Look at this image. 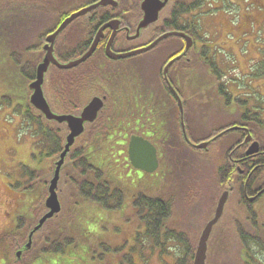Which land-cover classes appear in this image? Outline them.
<instances>
[{
  "label": "rangeland",
  "instance_id": "obj_1",
  "mask_svg": "<svg viewBox=\"0 0 264 264\" xmlns=\"http://www.w3.org/2000/svg\"><path fill=\"white\" fill-rule=\"evenodd\" d=\"M1 1L0 233L14 227L12 217L15 214L18 215L20 213L18 211L24 210L25 206L30 203L29 200L36 198L37 192L40 191L38 187L44 186L41 194L48 192V185L55 170V160H53L55 156L50 158L45 145L41 146L43 136L38 134L37 124L27 120L24 114L27 106H21V102L19 103L22 101V104H25V100L29 101V94L23 96V93L26 92L25 87H21L23 90L18 87L22 85L28 87L29 77L34 67L35 53L23 52L25 46L29 44V40L27 34H19L18 28L23 22L16 24L15 17L11 16L22 15L24 19H27L33 13L34 8L30 0H4L2 3ZM192 1L195 0L187 2ZM54 6L56 7V5ZM194 13L196 16L193 21L199 26L198 33L195 34L198 41L195 46L198 48L191 49V54L195 55L192 61L193 66L186 68L187 70L181 76L183 84L181 88L185 97L195 94L193 101L188 99L187 107L190 111H196V126H204L205 118L206 123L218 121L213 124V127L222 125L220 121L228 120L226 115L230 108L229 105H226V99L218 92L220 84L226 85L228 91L239 94L238 96L246 101L245 107L249 109V116H253V112H257L259 114L257 117L264 118V0H206L202 7ZM205 43L209 49L201 48ZM212 45L216 46L211 48ZM8 46H10L9 52ZM173 46L174 43L169 42L159 52L164 54ZM201 50L203 54L207 51L206 54L213 61L215 68L203 61L204 55ZM167 57L166 53L154 64L152 60L156 61L155 57L144 56L135 59V64L140 66L141 74L146 75L145 79L150 80L153 76L152 73L157 69L162 70ZM154 68L156 70L153 72ZM108 70L111 73L113 67H109ZM215 70L217 71L214 72ZM19 74L20 79L18 78ZM116 75L115 81L109 83L115 85L113 89L115 92H111L109 97L116 105L125 106L126 102L129 104L138 93L134 83H130L129 80L131 77L134 80L135 76L124 70L117 71ZM9 79H11V83L7 81ZM19 80L21 85L18 84ZM99 82H102L101 88L105 91L107 89L106 82L102 80ZM86 83L92 85L89 80L82 79V85ZM8 91H10V98L7 95ZM5 99L8 100L5 101ZM14 104H17L15 109H13ZM116 105H113L115 108L112 107V113L109 115L113 119L112 122L120 121V126H124L127 133L128 130H136V120L125 116L118 118L115 115L120 110ZM105 119L104 117L103 120ZM163 119L168 120L166 128L175 127L171 121L172 118L163 117ZM188 122L189 127L192 128L189 119ZM99 127H103L102 131H104L105 123L100 124ZM204 128L200 130H204ZM213 130L217 131V129ZM235 134L236 132H231L223 136L204 154L191 152L186 148L179 149L177 147L174 150V147L171 146V150L162 152L161 168L155 174L137 172V170L127 167L125 162L121 164L122 158L118 157L120 149L105 151L107 153L104 157L109 159L112 166L118 167L117 175L124 179L126 184L124 203L112 210L99 208L101 212L92 213L94 205L90 202L81 203L79 206L77 203L75 204L73 201L80 198L81 195L78 193V189L74 190L70 185V180L66 181L65 185L64 173L62 174L61 170L57 189L62 204L63 211L61 212L65 214V208L68 207L72 216L66 219H72L76 213L74 207L80 211L81 205L85 204L82 207L83 213L75 221H78L80 225H87L91 230L94 229L89 234L91 239L89 244L95 248L97 256L101 255L98 252L102 251L100 243L108 245L110 251L105 255L103 261L97 257L83 256L74 258L71 263H68L69 256L62 257L52 254L44 259H33L31 264H126L128 258L124 259V255L130 258L133 256L132 260L136 264H159L160 248L154 252L151 249L150 240L143 238V240L135 241L132 238L137 222L142 223V221L137 214H133L135 205L131 197L140 190L145 193L147 191L154 193L159 192L160 188L161 192L159 193L172 201L173 208L167 221L168 225L178 230L182 228L185 231L186 239L193 241H197L208 219L215 212L220 196L225 191H229L227 203L219 220L220 226H216L212 231L206 264H264V243L262 246L258 245L255 239L257 237L264 241V209H262L264 197L259 205L250 204L251 208L255 210H252L255 220H251V213L248 212L249 209L241 200L242 182L233 183L235 185L233 187L227 186V173L225 172L220 177L217 175L219 169L225 170L222 164L225 163L224 158H227L229 152L225 142ZM256 136L264 143V131L260 130ZM103 153V150H98V154L102 155ZM25 166L36 171L34 173L39 172L40 176L36 178L31 175L29 183V180L23 175ZM37 168H39L38 171ZM129 169L133 175L129 174ZM76 172L75 170L74 173ZM157 178L160 179L159 189H156V185L152 183ZM18 181L19 184L26 181L24 187L18 188ZM147 185H151L152 188H146ZM27 186L29 188L25 190ZM93 214L99 218L102 215L103 222L97 223V220L95 223L92 222ZM139 226L141 227V224ZM172 242L175 244H171V253L174 252L177 257L183 253L184 243H179L177 240ZM138 245H141V249ZM114 246L117 247L116 249L122 248L119 251H113ZM0 249L3 251L0 254V264H11V259L8 257V244L0 241ZM143 256L147 260L142 261ZM61 258L64 259L61 260Z\"/></svg>",
  "mask_w": 264,
  "mask_h": 264
},
{
  "label": "flooded vegetation",
  "instance_id": "obj_2",
  "mask_svg": "<svg viewBox=\"0 0 264 264\" xmlns=\"http://www.w3.org/2000/svg\"><path fill=\"white\" fill-rule=\"evenodd\" d=\"M3 1L4 0H2L1 3ZM100 1L101 0H30L34 9L33 13L29 15L27 19H24L22 15L11 16L15 17L14 21L17 22L16 24L23 22L21 23V27L18 28L20 31L19 34H27L26 36L29 40V44L25 46V51L23 52L29 51V53H35L33 59L34 67L32 74L29 77V83L36 80L38 65L43 61L47 53V45H53L55 57L59 62L65 64L79 59L86 54L94 44L97 36L100 35L99 42L94 52L87 58V60L74 68L61 69L65 74L62 75L61 85H72L71 77H75L81 81L82 79H89L92 84L90 99H88L79 111L66 112L65 114H79L83 107L90 102V100L95 97H100L105 103L104 108L100 111V116L104 114L109 116L112 113V107L115 108L113 105H116V103L111 101L109 97L111 92H115L113 91L115 85L109 83L115 81L116 78L114 77H117V71L124 70L125 72H130L132 76H135L134 80L132 77L129 79L130 83H134L138 93L134 99H131L133 101L129 104H127V102L125 106L117 104L116 106H118L120 110L115 113L118 118L120 116H125L130 117L133 120L138 119V122H142V126L137 122L136 130H128L129 132L127 135L130 134V136L129 138L126 136V142H122V144L126 147L125 162L129 165L128 167L137 170V172L143 171L136 168L129 158V144L132 136L136 135L148 139L155 145L159 159L158 169L160 170L162 164L161 155L163 156L160 150V148H162L161 144L166 143L168 140L167 138H161L160 136L157 140L150 130L152 128L159 127L160 124L167 125L168 120L163 119V117L172 118L171 121L175 124V127H167L166 129L170 130L172 128L173 138L175 139L177 137L176 139L178 140V145H180L183 141V147L191 152L204 154L208 152L216 142L223 138V136L231 132H236L231 139L225 142L228 146L229 152L227 154V158H224L225 163L222 162L224 163L222 165L225 167L224 171L227 173L226 180L228 182L230 181L229 175H231V172L234 173V170L236 171L233 176L234 180L231 184H238L240 181L242 182L241 200L247 206L249 209L248 212L250 213V211L254 210L251 208L250 204L257 206L262 203V199L264 197V172L262 173V171H264L263 142L257 138L255 133H253V131H255V125L258 128L264 129V118H262L263 120L259 119L257 117L259 115L257 112H253V116L248 115L249 118H247L248 116H245V107H241V103H239L242 99L238 96L239 94L232 93L231 104L229 105L230 110L226 115L228 120L220 121L222 125H216L213 127V124L218 121H210L206 123L205 118L206 127L205 124L204 126L201 125L202 127L196 126V111H190L187 107L188 99L193 101L195 94L191 97H185L186 95L184 96V93H182L181 86L183 87V84L181 82L179 63L182 60H185L189 64V68L193 66L192 61L194 60L193 56L195 57V55H192L193 53L191 54V51L197 46V36L194 33H191V31H179L175 28V25L173 28H168L166 24L172 21L174 23V18L171 12L172 7L176 3H179L180 1L182 2V0H169L167 5L160 11L159 19L141 29L139 34L138 27L144 17V11L142 10L143 0H114V2H111L106 6H98L85 14H81L73 18L59 32L53 44L48 42V37L54 34L71 15L93 6ZM54 5H56V7ZM38 11L46 13H39ZM193 14L195 13L191 12L186 15V18L189 19L188 22L194 20ZM8 17L10 18V15ZM109 23L112 24L107 26ZM176 31L184 32L188 36L192 37L194 41L191 48L192 50L190 49L189 51H186L187 42L184 37L170 35L169 37L161 40L158 45L151 50L141 54L118 59L111 58L108 54L107 47L112 38L113 41L111 43V50L116 54H125L147 47L160 36ZM169 42L174 43V46L169 48L164 54L160 53L159 51L163 50L165 45ZM9 48L10 46L7 47L8 52ZM166 53L168 54V57L166 58V64L162 70L157 69V71H155L156 69L154 68L153 72H155L152 73V79H145L146 75L141 74L140 66L135 64V59L150 55L151 57H155L154 59H157L156 61L152 60L155 64ZM179 55H183L182 59L175 61L170 66L168 80L182 98L184 106L183 120L177 96L169 88L167 78L164 75V69L167 64ZM111 66L113 67V70L110 73L108 69ZM56 69L60 68L51 63L45 77L44 89L48 102L50 103L52 109L57 112L52 105L48 88L50 85H55V83L58 82L51 77L52 73L56 71ZM100 80L105 81V84H107V89L105 91L101 88L102 82L100 83ZM222 97L226 98L224 95H222ZM16 107L17 104H14L13 109ZM188 119L192 128L189 127ZM183 121L185 123L186 133L184 132L182 124ZM202 128H204V130H200ZM218 128L220 130H217L218 132L213 130ZM248 132L252 135V139L249 143H245ZM163 134L165 133L163 132ZM217 135L220 136L208 145V150L197 147L202 143L212 140ZM254 141L260 142V151L255 154H248L247 151ZM229 167H232L233 171H231ZM158 169L153 173H157V171H159ZM143 172L151 174L146 171ZM129 174L133 175L131 172ZM159 182L160 179L158 178L152 181V183L156 185V189L160 188ZM150 187L152 188L151 185H147L146 188ZM159 192H161V188ZM159 192L157 191L153 193L147 191L146 194L152 193L151 195H158L162 196L161 198L163 199H167V197ZM262 209H264V202L262 203ZM214 216L215 212L208 219L207 223L212 220ZM219 223L220 221L216 224V226H220ZM143 228L145 230L146 226L143 225ZM203 230L199 234L197 241L194 240L196 242L194 258ZM211 239L212 235L208 245L210 244ZM207 257H209V250Z\"/></svg>",
  "mask_w": 264,
  "mask_h": 264
},
{
  "label": "trees",
  "instance_id": "obj_3",
  "mask_svg": "<svg viewBox=\"0 0 264 264\" xmlns=\"http://www.w3.org/2000/svg\"><path fill=\"white\" fill-rule=\"evenodd\" d=\"M187 1L188 0H182V2L180 1L172 7L171 12L174 18V23L172 21L166 24L168 28H173L175 25V28L179 31H191V33L196 34L199 30L198 24L195 23V21L188 22L189 19L186 18V15L201 8L203 2L206 0H195L192 2ZM195 16L196 14H193V18ZM215 46L212 45L211 48ZM202 48H208L206 43ZM206 52L203 54L201 50V53L204 55H202L203 61L215 68L213 61L206 54ZM179 66L180 75L183 76L184 71L187 70L186 68H189V64L185 60H182L179 63ZM216 71L217 70L214 72ZM63 74V70L56 69V71H54L51 75L54 80L58 81L55 85H50L48 87L52 105L54 109L60 113L79 111L91 96L90 93L92 91V85L87 83L82 85V81L75 77H71L72 85H61V78ZM218 75L221 77L219 73ZM19 77L20 74L18 75V78ZM10 80L11 79L7 81L10 82ZM18 84L21 85L20 80ZM21 87H25L26 89L23 96H26V94L30 95L29 87L22 85L18 88L23 90ZM9 92L10 91L7 93L9 96L8 98H10ZM218 92L221 96L224 95V97H226V105H230L232 92L228 91L226 85L220 84ZM7 100L8 99H5V101ZM25 102V104H22V101H19L21 106H27L26 112H24L25 117L27 120L31 121V123L37 124L38 134L43 136L41 146L45 145L50 158L55 156L53 160H56L57 156L60 155L64 149L67 135L66 126L56 121L46 119L44 115L39 110L34 108L29 101L25 100ZM239 103H241V107H245L246 101L240 100ZM245 111V116H248L249 109L247 107H245ZM106 116L108 115H101L94 123L88 124L85 133L78 138L76 144L72 147V150L68 154L65 163L62 166V174L64 173L63 179L65 180V185L66 181L70 180V185L74 188V190L75 188L78 189L77 191L81 195L80 198H76L73 202H75V204L77 203L78 206L81 203L90 202L94 205V211L92 213L101 212V208L105 210H112L114 207L118 208L125 200V180L118 177V167L115 165L112 166L109 159H106L104 156L107 153L105 151L120 149L118 157L119 159L122 158L120 161L121 164H123L126 157L125 146L122 142H126L125 138L126 136L129 138L130 134L127 135V131L125 132L124 126H120V121L112 122L113 119ZM104 117L106 118L105 120H103ZM247 118H249V116ZM135 120L138 122V119ZM104 123L105 127L104 131H102L103 127L100 128L99 126ZM138 124H141L142 126L141 121H139ZM217 130L220 131L219 128ZM254 130L255 131L253 132L255 135L260 133V130L264 131V129L258 128L256 125ZM150 132L157 140L159 136L161 138H167L168 141L161 144V153L171 150V146L174 147V150L177 149V147L179 149L184 148V142L182 141L180 145H178V140L176 139L177 137L175 139L173 138L172 129H166L164 124H160L159 127L152 128ZM163 132L165 134H163ZM123 134L124 136L122 137ZM99 149L104 151L102 155L98 154ZM229 168L233 171L232 167ZM38 170L39 168H37V171ZM75 170L78 173H74ZM34 172L36 171L25 166L23 175L28 180L31 175L38 178L40 176V174H38L39 172ZM263 172L264 171H262V173ZM235 173L236 171L234 170V173L231 172V175H229L230 181L227 186L234 185L231 184V182L234 180L233 176ZM224 174V170L221 171V169H219L217 171L218 177ZM25 183L26 181L19 184L18 181L17 187H24ZM28 188L29 186H27L25 190H28ZM38 188L40 191L37 192L36 198L29 200L30 203L25 206V209L18 211L20 213L18 215L15 214L12 217L11 220L14 222V227L0 233V241H4L8 244V257L11 259V264H31L36 259H44L46 256H50L52 254H58L62 257L69 256L67 259L68 263H71L74 258H80L83 256H93V258L97 257L100 261L105 260V255L110 251V249H108L109 246L100 243L102 251H99L98 253L101 255L97 256L95 248L89 244L91 241L89 234L94 229L91 230L87 227V225H80L78 221H75V219L77 217L79 218V216L83 213L82 207L85 204L81 205L80 211L74 207V210H76L74 215L75 218L66 219L72 216L70 209L67 207V209L65 208V214L61 212L55 217L49 219L45 226H43V228L34 235L32 247L29 250L24 251L22 258L19 259L17 251L27 243L30 232L47 210L45 201L48 192L46 194H44V192L41 194L44 186H40ZM135 193L136 194H133L131 197L132 202L135 205V208L133 209L135 212L133 214H137L142 223L139 221L137 222L132 238H134L135 241L143 240V238L150 240V244L152 243L151 249L154 252L157 248H160L159 253L161 254V257L158 259L160 260L159 264H193L196 242L186 239L185 231L182 230V228L178 230L177 228L168 225V218L172 214V201L170 199H163L161 198L162 196L146 194L143 190ZM250 213L252 217L251 220H255V216L252 214V211H250ZM91 219L94 223L95 220H97V223L103 222L102 215L101 218H99L93 214ZM88 223L90 222L88 221ZM139 224H141V227ZM143 225L146 226L145 230ZM255 239L258 245H263L264 241L261 238L255 237ZM176 240L179 241V243H184V251L181 255H177V257L174 252L171 253V244H175V242L172 241ZM139 247L141 249V245ZM116 248L117 247L114 246L112 250L119 251L122 247H119L118 249ZM2 253L3 251L0 249V254ZM126 258H128L126 264H136L135 261L132 260L133 256L130 258L129 256L124 255V259ZM62 259L64 258H61V260ZM142 259V261L147 260L144 256Z\"/></svg>",
  "mask_w": 264,
  "mask_h": 264
},
{
  "label": "water",
  "instance_id": "obj_4",
  "mask_svg": "<svg viewBox=\"0 0 264 264\" xmlns=\"http://www.w3.org/2000/svg\"><path fill=\"white\" fill-rule=\"evenodd\" d=\"M169 0H143L142 2V9L144 11V17L141 20L139 27H138V34L141 29L147 27L149 24L157 21L159 19L160 11L167 5ZM111 2H114V0H101L99 3L90 6L86 9H83L79 12L74 13L71 15L68 19L65 20V22L60 26V28L51 36L48 37V42L52 43L54 42L55 38L59 34V32L75 17L85 14L86 12L98 7V6H106L110 4ZM116 3V2H115ZM112 23L107 24V26L111 25ZM106 26V27H107ZM101 34V33H99ZM170 35H178L182 36L186 39L187 47L186 51H189L193 46V39L192 37L188 36L184 32H169L162 36H160L158 39H156L154 42H152L150 45L144 48H140L137 50H134L129 53L125 54H116L111 50V43L113 41V38L111 39L110 43L108 44L107 50L108 54L111 58L118 59V58H126L128 56L141 54L144 52H147L158 45V43L169 37ZM100 36V35H99ZM97 36L94 44L91 46L90 50L84 54L81 58L76 59L74 61L68 62V63H61L57 60V58L54 55V49L53 45L49 46L47 45V53L43 59V61L38 65L37 70V77L36 80L32 81L29 85L30 90L32 91V94L30 96V103L39 111H41L44 115V117L50 121H56L61 124H66L68 127V134L66 135V142L64 145L63 151L60 153L59 158L55 160L54 163V175L53 178L50 180L49 185V196L46 199V206H47V212L39 219L38 223L35 225V227L32 229V231L29 234V239L25 245H23L18 251L17 256L22 258V254L24 251L29 250L32 247L33 244V237L34 235L40 231L45 223L55 217L57 214H59L62 211V204L59 199L58 195V186H59V180L61 177V170L62 166L65 163V160L72 150V147L75 145L77 139L81 137L85 130L87 124L94 123L97 118L99 117L100 111L104 108L105 103L104 100L100 97H95L88 104L84 106L82 111L79 114H64V113H58L54 111L49 104L45 92H44V83H45V77L48 72L49 66L51 63L55 64L60 69H70L75 66H78L80 63L87 60L88 57L92 55L94 52L100 37ZM183 55H179L173 60H171L167 66L164 69V75L167 78L169 88L172 90V92L177 96L178 102L180 104V108L182 111V120L184 118V106L182 102V98L178 94V92L175 90V88L171 85L170 81L168 80V73L170 66L177 60L182 59ZM184 127V132L186 133L185 129V123L182 122ZM213 138L212 140L202 143L198 145V148H203L204 150H208V145L218 138ZM252 139L251 134L249 133L246 137L245 143H249ZM260 151V143L258 141L253 142L247 153L248 154H255ZM129 158L132 162V164L143 171H146L148 173H153L159 168V159H158V153L157 148L155 145L149 141L148 139H145L141 136H132L130 144H129ZM229 197V191H225L218 202V206L216 208L215 216L210 220L206 227L203 230V233L201 235L197 251L195 254V259L193 264H206L207 260V250H208V240L211 236L213 227L216 223L220 220L225 205L227 203Z\"/></svg>",
  "mask_w": 264,
  "mask_h": 264
}]
</instances>
